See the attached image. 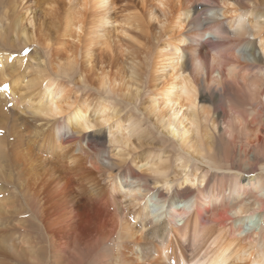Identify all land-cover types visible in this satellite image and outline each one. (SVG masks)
<instances>
[{
    "label": "bare ground",
    "instance_id": "6f19581e",
    "mask_svg": "<svg viewBox=\"0 0 264 264\" xmlns=\"http://www.w3.org/2000/svg\"><path fill=\"white\" fill-rule=\"evenodd\" d=\"M31 1L10 0L0 16V37L17 44L11 50L38 47L26 64L29 56L0 53V264L41 261L29 217L45 229L54 264H78L79 238L93 233L87 245L108 242L105 264H264V215L256 211L264 206V175L240 179L252 163L264 171V119L253 121L251 140L239 145V173H224L234 163L217 155L216 143L234 142L247 120L230 103L218 111L228 90L247 94L250 112L264 111V7L137 0L116 16V0H34L37 14ZM128 27L142 28V42L119 37L130 36ZM75 71L77 84L133 102L147 75L145 119L121 117L105 98L58 80ZM104 119L110 123L102 128ZM85 122L97 131L85 132ZM167 140L173 164L160 148L133 154ZM104 143L109 149L96 151ZM196 163L206 165L203 173ZM86 164L104 171L107 184ZM208 168L232 176L237 193L254 183L258 205H225L227 186L211 185ZM214 201L222 203L215 213L208 208Z\"/></svg>",
    "mask_w": 264,
    "mask_h": 264
},
{
    "label": "rangeland",
    "instance_id": "374dc122",
    "mask_svg": "<svg viewBox=\"0 0 264 264\" xmlns=\"http://www.w3.org/2000/svg\"><path fill=\"white\" fill-rule=\"evenodd\" d=\"M34 1V0H32ZM31 1V3L29 2V6L30 9H36L35 11L37 12V14L39 13V10L37 9V7H35V4H33V2ZM254 1V2H253ZM117 4L115 9L112 11V13L116 16H118V14L120 12H122L124 10V8L126 6H129L133 3H136L137 0H116ZM252 4H256L258 6H262L264 7V0H252ZM198 3L200 5H207L206 2H204L203 0H198ZM251 3V2H250ZM10 4V0H0V16L3 14V12L5 11V8ZM1 23H0V27H1ZM140 29H142L140 27ZM140 29H133L132 27H128V35L130 36H122L121 34H119V37H121L124 40H127L129 42H132L134 44H136L137 40L138 42H142V40H140L138 38V35L142 34ZM4 37V36H2ZM209 34H205L204 38H208ZM134 38V39H133ZM11 41L8 40L6 37H4V39L2 40V38L0 37V53L4 52V53H9L10 54H14V55H18L19 58L23 57H27L29 56L30 58L27 61H23V64L26 63H30V61H32V57H35L36 55L34 54V50H38V47L35 46V44H32V46H28V47H23V48H19V47H14L11 50V46H17L16 43H13L11 46L9 45ZM157 47L159 48L160 46V40L157 41H153ZM137 45V44H136ZM5 46H8L9 48H5ZM35 48V49H34ZM11 50V51H10ZM41 50V49H40ZM233 50H231V52L233 53ZM9 51V52H8ZM42 52V50H41ZM230 52V53H231ZM21 56V57H20ZM43 57V56H42ZM44 58V57H43ZM77 72L75 71L74 75H71L70 78H64V77H60L61 79L60 82H65V84L71 86L73 89H75L77 91V93L79 95H95V96H99L101 98H105L106 100H108L114 107L118 108L120 110V116L124 117L127 116L128 114L134 115V116H140L141 119H145V115L142 113L143 111L141 110V106L143 103V100L147 97V95L150 92V89L148 88V76L145 75L142 79H140V95L137 99L136 102L130 101L129 99L125 98L123 95L121 94H105L102 93L101 91L97 90L96 88H94L93 86H86V84H77L76 82H74L76 80L77 77ZM55 76V75H54ZM56 77V76H55ZM24 83V82H23ZM23 83L21 86H23ZM100 92V93H99ZM251 100H249V97L247 96V94H242V93H236V91L233 90H228L226 92V95L223 99L222 105L220 103V106L216 104V107L218 109L219 112H221V107H226L227 108V103H230V105H232L234 108H237L236 110H241V112H243L244 115H246L247 120L243 121L244 125L237 129V132L235 134V143L233 141L228 140H220L217 141V146H218V152L217 155H219L220 157H222V155H224L223 157L227 159V161L232 162L234 164H232V166H234L233 170L231 171H226L224 173L226 174H231V175H235L239 172H237V166H240L242 164V160H243V155L241 153L238 152L239 149V145L240 143L242 144V146L248 145V141L251 140L250 138L247 137V134L250 133V131H252L251 129L255 128V125H253V121H260L258 119L263 120L264 119V111L260 112V113H255V112H250L252 106L250 105ZM7 105V106H6ZM6 108H10V103H6ZM247 110V111H246ZM230 117V113L227 114V118ZM53 124V125H52ZM57 124V123H56ZM55 125V123H50V127ZM48 126V125H45ZM157 139V137L155 138V140ZM162 149V151H166V153H168L169 156V162L173 164V158L175 156V152L174 149L172 147V145L170 144V141H166L165 144L162 145V147H155V146H151V145H146L143 146L141 148H137V150H135L133 152V154L138 153V154H142L144 151L146 150H159ZM108 146L107 143H104V145H99L96 148V151H103L106 152L108 150ZM92 154V151H88L87 155ZM103 156H106V153L102 154ZM263 158H260L259 160L262 162ZM255 163H252V168H251V172L249 173H243L240 174V179L241 182L243 183H247L248 178L253 177L255 179V182H257L259 180V178L263 179L262 177H260L261 175H264V171H262L261 169V165L259 166H255ZM90 169L92 168L94 171L95 176L97 177V179L100 181V183H102V185L107 184V175L104 173V171H98L97 169H94L91 165L86 164ZM196 165L198 167H200L198 171V173H203L204 169L203 168H207L206 165H204L203 163H196ZM113 171L116 173L118 170L117 167H112ZM117 168V169H116ZM209 171L207 173V177H208V181L210 182L211 185H213L214 183L218 182L217 185L219 187H221L220 185L222 184V188L224 187V185H226V190H224L222 192V202L225 203V205H230V204H243L245 208H252L258 205V198L256 197V191L253 190V186L254 183L249 185L250 188L249 189H245L243 192L241 193H237V191H235L231 186H229V183L233 182V178L232 176H221V177H217L219 174H221L220 172L216 173L217 176H214L213 173V169L208 168ZM117 170V171H116ZM176 186V184L173 186V188ZM172 188V189H173ZM195 193V192H194ZM197 195V192L196 194ZM77 197V196H76ZM78 198V197H77ZM201 200V199H200ZM200 202V201H199ZM79 204L80 207H82L81 203L77 202ZM201 203H203V201H201ZM221 201H214L213 203H210V206L208 207L209 210L213 213L217 212L218 209L220 208L221 205ZM205 205V204H204ZM207 206V205H206ZM256 211L261 212L262 215H264V206H262V204H260V208L256 209ZM230 223H232V221H228L227 224L229 225ZM27 226L28 228H26V230L29 232V234L32 235V240L35 242L36 246L39 245L40 250H39V254H40V262L38 264H46V261L48 260L47 264H54L53 263V259H47V256H50V253L48 251V247H47V241H46V236L47 233L45 232V229H43L41 226H39L37 224V222L34 221L33 217H29L28 218V222H27ZM152 226H149L145 231L143 236L146 237L149 233V231L151 230ZM94 235V233L92 234ZM91 236H88L87 234L81 235L80 236V245H78L77 250H75L76 255L75 256V262H78V264H105V258L102 257L103 253L105 252V248L108 242H105L103 245H97L95 244L94 246H89L87 245L86 240L89 239ZM111 243H115V241H111ZM110 243V244H111ZM71 253H73V249L72 247L67 248L66 249V255L65 256H70ZM14 264V263H12Z\"/></svg>",
    "mask_w": 264,
    "mask_h": 264
},
{
    "label": "snow or ice",
    "instance_id": "6c2138e0",
    "mask_svg": "<svg viewBox=\"0 0 264 264\" xmlns=\"http://www.w3.org/2000/svg\"><path fill=\"white\" fill-rule=\"evenodd\" d=\"M3 90L8 91L9 90V85H3ZM101 127L107 126L110 122L107 119L101 120L100 122ZM83 130L88 133H92L94 131H97L96 126L89 125L87 122L83 123L82 125ZM0 135H3V129H0Z\"/></svg>",
    "mask_w": 264,
    "mask_h": 264
}]
</instances>
